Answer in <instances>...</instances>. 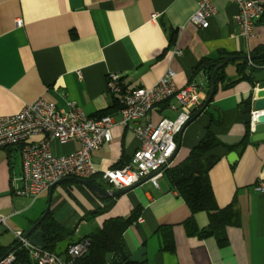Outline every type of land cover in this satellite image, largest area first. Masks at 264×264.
Listing matches in <instances>:
<instances>
[{
    "label": "crops",
    "instance_id": "0c3cea01",
    "mask_svg": "<svg viewBox=\"0 0 264 264\" xmlns=\"http://www.w3.org/2000/svg\"><path fill=\"white\" fill-rule=\"evenodd\" d=\"M213 3L217 13L209 28L203 29L190 21L197 0H0V116L15 115L27 104L44 100L63 111L75 106L90 117L112 116L117 123L122 100L108 92L112 73L120 74L129 89L151 88L172 69L179 89L195 84L207 99L211 79L205 73L194 74L200 61L216 60L222 52L250 57L264 46V24L257 22L246 40L235 22L237 6L230 0ZM238 61L226 66L225 85L185 129L172 162V167L182 163L203 140L200 135L207 127L222 143L208 154L219 158L209 178L219 208L234 204L239 213L238 225L225 229V247L215 236L188 234L184 222L191 211L166 174L158 187L142 181L127 193L107 199H99L76 180L57 184L36 200L19 196L12 184L21 172L19 147L0 150V217L7 218L11 230L26 234L49 206L54 220L73 233L56 245L57 253H63L71 243L87 240L106 220L140 211L124 233L125 253L131 256L144 247L147 264H264V192L257 190L264 183V141L253 142L251 133L241 145L248 132L242 108L253 81H240ZM231 82L233 86L225 88ZM175 116L168 104H161L142 123L156 125ZM139 146L132 131L115 126L112 141L92 154L99 171L95 183L109 193L117 192L101 181L100 174L128 164ZM241 147L238 161L230 164L228 155ZM79 148L78 142H51L55 155ZM111 203L103 215L90 217ZM194 218L199 229L208 227L206 212ZM161 227L171 228L173 252L162 250ZM8 232L0 225L1 246H6Z\"/></svg>",
    "mask_w": 264,
    "mask_h": 264
},
{
    "label": "built area",
    "instance_id": "2783aa9c",
    "mask_svg": "<svg viewBox=\"0 0 264 264\" xmlns=\"http://www.w3.org/2000/svg\"><path fill=\"white\" fill-rule=\"evenodd\" d=\"M230 2L238 9L235 22L240 36L249 40L255 24L264 15V3L258 0ZM197 3L198 9L190 21L207 29L217 9L213 0H197ZM17 25L21 26L22 21L18 20ZM177 54L181 55V52ZM249 64L254 66L252 61ZM175 78L176 73L168 69L153 87L129 89L120 74H109L108 92L120 96L123 103L117 123L112 116L90 117L75 106L63 111L44 100L27 104L15 115L0 116V150L8 147L21 149V172L12 179L14 192L36 200L64 179H93L99 175V171L94 165L92 154L112 141L113 129L117 125L132 131L140 146L128 164L101 172V181L115 190L133 188L146 179L158 187L166 170L172 167L179 135L192 120L194 112L201 109L206 101L197 85L179 89ZM161 104H168L176 114L175 118H163L156 125L142 123ZM255 120L254 116L253 122ZM35 136L42 138L32 141ZM54 140L62 145L78 142L80 148L65 155H55L51 150ZM257 190L263 193L264 183ZM0 225L8 228L19 245L27 251L33 264H73L72 260L66 261L32 245L24 232L13 231L7 226V218L0 217ZM88 247L87 241L73 245L68 255L72 259L78 258L88 251ZM15 261L16 254L11 251L0 260V264H14Z\"/></svg>",
    "mask_w": 264,
    "mask_h": 264
},
{
    "label": "trees",
    "instance_id": "16d2710c",
    "mask_svg": "<svg viewBox=\"0 0 264 264\" xmlns=\"http://www.w3.org/2000/svg\"><path fill=\"white\" fill-rule=\"evenodd\" d=\"M259 22L264 24V15ZM229 56L234 57L237 55L222 52L220 58L216 60L203 59L195 67L194 74L205 73L211 79L215 68L222 64ZM250 57L251 59L238 61V73L241 76L240 81L243 79L253 81V75L264 70V46L256 48L250 54ZM249 61H252L254 66H249ZM225 69L226 67L217 74V90L219 86L222 87L225 85ZM233 84L234 83L231 82L227 84L225 88H230ZM199 110L194 112L193 117ZM247 127L248 132L241 142V145H245L249 141L251 132L250 127ZM221 144L218 138L208 130L205 139L191 150L188 157L179 165L166 170L165 174L173 190L184 199L191 211L192 215L184 222L188 234L201 238L215 236L218 239L219 246L225 247L228 243L225 229L232 225H238L239 213L234 204H230L222 209L219 208L210 182V171L218 163L219 158L208 156V154ZM111 205L112 203L103 210L93 212L90 214V217L94 218L103 215ZM199 212H206L209 215V225L206 229L201 230L196 224L194 215ZM139 214L140 211H134L128 218H113L106 220L100 229L87 236V240L82 239L75 244L71 243L63 253H57L56 245L60 241L72 237L73 233L60 226L54 220L50 210L43 214L45 217L44 219H40L41 223L39 226L44 232L46 251L58 255L66 261L72 260L73 264H107L109 254H113V256L117 258L119 249L122 248L125 252L124 233L137 221ZM158 233H160L162 239V250L173 252L174 243L171 228L161 227ZM88 240H90V244L85 254L75 259H72L68 255V250L71 246ZM11 251H14L16 254V261L14 264H33L29 259L27 251L19 245L18 241L13 242L9 246L0 245V260Z\"/></svg>",
    "mask_w": 264,
    "mask_h": 264
},
{
    "label": "water",
    "instance_id": "95a60500",
    "mask_svg": "<svg viewBox=\"0 0 264 264\" xmlns=\"http://www.w3.org/2000/svg\"><path fill=\"white\" fill-rule=\"evenodd\" d=\"M243 59H251L249 56L244 57H227L225 61L217 66L211 76V89L208 94V97L203 105V107L199 110V112L192 118V120L187 124V126L183 129L178 138L177 143V152L180 149L181 145V136L185 129L194 122L203 112L209 107L211 102L213 101L216 93H217V74L220 70L225 68L230 62L235 60H243ZM242 112L244 114V122L247 126L250 127L252 133V141L260 142L264 141V70L261 72H257L253 75V89L250 91L249 96L246 99V103L243 105ZM254 116L256 117L255 122H253ZM253 123V124H252ZM253 125V126H252ZM209 127L204 130L200 138L204 139L207 135V130ZM244 148L241 147L236 151L230 153L228 155V161L230 164H234L238 161L240 155L242 154ZM68 180H76L83 185H85L91 192L97 196L99 199H107L109 197H118L127 193L130 189L118 190L114 193H109L104 190L101 186L95 183V180H80L75 178H68L60 181L58 184L62 182H66ZM148 181V179L144 180ZM57 185V184H56ZM52 186L50 188V192L56 186ZM49 210V206L47 207L46 212ZM45 216L42 217L44 219ZM41 221L35 224L26 234L25 238L29 239L30 243L37 247L38 249L44 250L46 249V243L44 242V232L41 228H39ZM90 244V240L87 241ZM147 264V256H146V248L142 247L138 249L134 254L128 256L124 250L121 248L118 252V257H114L113 254H109L107 258V264Z\"/></svg>",
    "mask_w": 264,
    "mask_h": 264
},
{
    "label": "rangeland",
    "instance_id": "374dc122",
    "mask_svg": "<svg viewBox=\"0 0 264 264\" xmlns=\"http://www.w3.org/2000/svg\"><path fill=\"white\" fill-rule=\"evenodd\" d=\"M180 156H181V152H180L178 158H180ZM178 158H177V159H178ZM10 234H11L10 232L4 234V236H6V239H5L4 245H6V246L12 244V242H13V238H12V236H11Z\"/></svg>",
    "mask_w": 264,
    "mask_h": 264
}]
</instances>
